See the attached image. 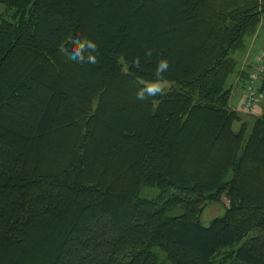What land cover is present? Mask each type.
<instances>
[{
  "label": "trees",
  "instance_id": "obj_1",
  "mask_svg": "<svg viewBox=\"0 0 264 264\" xmlns=\"http://www.w3.org/2000/svg\"><path fill=\"white\" fill-rule=\"evenodd\" d=\"M0 6V264H264V106L230 107L264 0Z\"/></svg>",
  "mask_w": 264,
  "mask_h": 264
},
{
  "label": "rangeland",
  "instance_id": "obj_2",
  "mask_svg": "<svg viewBox=\"0 0 264 264\" xmlns=\"http://www.w3.org/2000/svg\"><path fill=\"white\" fill-rule=\"evenodd\" d=\"M0 11H5L3 6H0ZM258 37L261 36L260 41L257 42V38L254 42H250V46H249V51L247 50V53L245 54L246 60H248V58L252 57V61L248 60L247 63H249L250 65H257V55L259 53H261L264 50V28L260 27V31L258 32ZM257 43V44H256ZM256 44V47H254ZM241 56V54H237V58L239 60V57ZM248 56V57H247ZM249 58V59H250ZM263 68H264V63H263ZM254 70V71H253ZM261 69H259V67L257 69L252 68L251 71H246L248 73L252 74H256L258 73V71H260ZM264 79V73L263 74H258V85H257V100L256 103L253 106V111L254 112H250L251 115L249 116H245L246 120L248 121V123L252 126L254 121L257 119V117L259 115H261L262 111H263V106H264V94H259V88L261 85V81ZM230 84H232V97H231V101H230V107L234 110H236L237 112H241L244 111L242 108V104H243V98H245V89H246V84L243 85L242 83H237L235 81V79H231ZM167 86V85H166ZM252 111V110H250ZM238 127V125H236V128ZM159 191L157 189H144L141 192V196L145 197V198H154L158 195ZM229 203L228 200L223 198L221 203H213L208 205V207L206 208V210L203 213L202 216V221L203 224L205 226H208L210 224V222L217 217H221L224 215L226 208L228 207Z\"/></svg>",
  "mask_w": 264,
  "mask_h": 264
},
{
  "label": "clouds",
  "instance_id": "obj_3",
  "mask_svg": "<svg viewBox=\"0 0 264 264\" xmlns=\"http://www.w3.org/2000/svg\"><path fill=\"white\" fill-rule=\"evenodd\" d=\"M75 47L72 49L71 53L68 52L67 49L62 48L61 50L65 52L66 55L69 56L70 59L77 61V62H84L83 52L86 49H91L93 51L96 50L97 45L89 41L87 39L80 40L77 39L73 41ZM150 54V53H149ZM87 61L89 63H96L95 55H89L87 57ZM136 65H139L138 59L135 61ZM169 68L167 60H161L157 64L156 76L158 79L156 81L146 82L144 80H140L139 83L143 85L142 88L137 92L138 99H145L150 96L162 95L165 91L164 84H163V73L167 71Z\"/></svg>",
  "mask_w": 264,
  "mask_h": 264
},
{
  "label": "built area",
  "instance_id": "obj_4",
  "mask_svg": "<svg viewBox=\"0 0 264 264\" xmlns=\"http://www.w3.org/2000/svg\"><path fill=\"white\" fill-rule=\"evenodd\" d=\"M264 50L257 55V65L260 71L256 74H252L250 79L246 83L245 98H243V108L247 111L253 110V106L257 100V85H258V74L264 73Z\"/></svg>",
  "mask_w": 264,
  "mask_h": 264
},
{
  "label": "crops",
  "instance_id": "obj_5",
  "mask_svg": "<svg viewBox=\"0 0 264 264\" xmlns=\"http://www.w3.org/2000/svg\"><path fill=\"white\" fill-rule=\"evenodd\" d=\"M258 37V35H256L255 37H254V39H252L250 42H254L255 40H256V38ZM260 39H261V36H259V38H257V42L258 41H260ZM257 44V43H256ZM256 44H255V46L254 47H256ZM249 46H250V43H249ZM248 51H249V48H248ZM247 52H245V53H243V54H241V56L239 57V63H240V66H239V74L234 78L235 79V81L237 82V83H242L243 85H245V83L244 82H241V78H242V75H241V73L243 72V71H251L252 70V68H253V66L252 65H250L249 63H247V61L248 60H251L252 59V57L249 59L248 58V60H246V57H245V54H246ZM248 57V56H247ZM252 61V60H251ZM243 107V106H242ZM244 111H241V112H239L241 115H242V117H243V120H246V118H245V116H249V115H251L250 114V112H254L253 110L252 111H247V110H245L244 108H242ZM245 115V116H244ZM247 121V120H246Z\"/></svg>",
  "mask_w": 264,
  "mask_h": 264
}]
</instances>
